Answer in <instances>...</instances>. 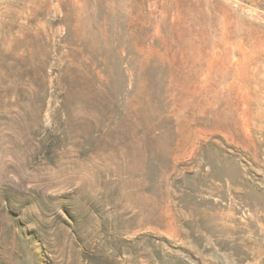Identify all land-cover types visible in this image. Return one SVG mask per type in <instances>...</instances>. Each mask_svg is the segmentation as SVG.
<instances>
[{"label":"rangeland","instance_id":"rangeland-1","mask_svg":"<svg viewBox=\"0 0 264 264\" xmlns=\"http://www.w3.org/2000/svg\"><path fill=\"white\" fill-rule=\"evenodd\" d=\"M0 264H264V0H0Z\"/></svg>","mask_w":264,"mask_h":264}]
</instances>
